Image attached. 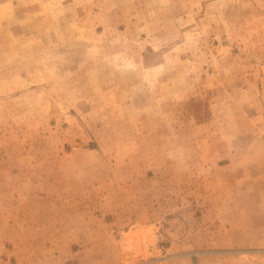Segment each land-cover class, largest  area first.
<instances>
[{"label":"rangeland","instance_id":"1","mask_svg":"<svg viewBox=\"0 0 264 264\" xmlns=\"http://www.w3.org/2000/svg\"><path fill=\"white\" fill-rule=\"evenodd\" d=\"M0 264H264V0H0Z\"/></svg>","mask_w":264,"mask_h":264}]
</instances>
